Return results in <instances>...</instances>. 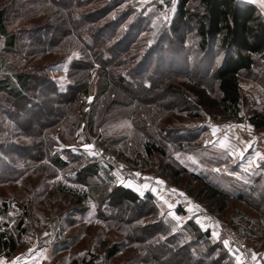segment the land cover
I'll return each mask as SVG.
<instances>
[{
  "label": "rangeland",
  "instance_id": "1",
  "mask_svg": "<svg viewBox=\"0 0 264 264\" xmlns=\"http://www.w3.org/2000/svg\"><path fill=\"white\" fill-rule=\"evenodd\" d=\"M13 1L0 0L7 32L17 35L9 49L0 33V59L12 70L34 73L28 95L41 100L39 110L26 107L21 113L22 120H30L25 130L40 140L37 132L48 126L45 121L61 118L46 132L47 153L41 143L14 154L13 164L9 153L0 160V229L16 235L19 220L25 229L19 248L7 256L12 264L17 258H28L29 264H68L75 258L91 264H237V256L243 264H264V159L256 155L264 156V126L257 129L248 121L250 116L264 119V62L258 60L253 71L240 76V117L228 118L202 70L212 57L217 60V48L197 64L201 53L192 30L182 28L180 35L169 30L177 0H126L115 11L127 8L134 16L122 28L126 31L136 15L139 31L127 30L134 40L114 71L134 91L129 96L112 86L102 96L97 67L79 66L69 73L76 57H68L78 51L57 42L70 34L67 40L76 43L58 19L62 10L24 0L16 17ZM1 68L0 76L11 75L4 64ZM129 68L134 75L126 74ZM191 68H196L194 79L184 75ZM69 75L77 85L88 78V92L78 96L76 86L70 98L56 99L45 79L64 90ZM21 104H12L0 91L1 143L12 137L22 147L29 144L5 119L9 106ZM147 142L163 152L146 154ZM54 156L66 165L49 163ZM89 166L93 174L81 178ZM206 183L226 198L209 199ZM117 187L148 200L117 204L110 195ZM188 220L208 236L197 239Z\"/></svg>",
  "mask_w": 264,
  "mask_h": 264
},
{
  "label": "trees",
  "instance_id": "2",
  "mask_svg": "<svg viewBox=\"0 0 264 264\" xmlns=\"http://www.w3.org/2000/svg\"><path fill=\"white\" fill-rule=\"evenodd\" d=\"M31 1L39 7L49 5L51 7L56 6L59 11L62 10L58 13V19L68 27L70 31L67 32L70 33L72 31L71 33L74 34L76 43L74 44V42L67 40L66 36L70 34L59 36L57 42L63 40V47L66 46L67 49L78 51V58L76 57L72 60L68 69L69 73H73L79 66H82V69H86V71L97 67L98 71L101 72L98 86L100 95L103 96L112 86L119 88L129 96L133 94L134 90L125 86L121 82L122 79L118 78V74L114 71L116 67H120L121 62L119 61L129 50L128 44L133 43L134 40L127 38L130 33H127V30H135L136 33L139 31L136 15V19L132 22L129 21L126 31L122 28L123 24L134 16V12L127 8L115 11L123 6L126 0H103L102 2L99 0ZM13 2L16 10L12 12L15 13L16 17H20V10L24 7V0H14ZM198 7L200 11H197ZM49 16L53 17L54 15L49 11ZM182 28H185V31L192 30L198 40L197 47L201 57L199 60H195L197 64L204 61L211 47L217 48V60L212 57L203 66L202 70L211 80L213 87L219 94L217 100L221 105L222 112L226 113L228 118L239 119V103L241 99L239 78L243 73L253 71L258 60L264 62V16L254 5L243 4L239 0H177L169 30L174 35H180ZM0 33L5 35L7 48L12 49L15 47L17 41L16 32H7V25L2 11H0ZM183 36L184 33L182 34ZM124 42L127 43L125 44ZM1 62L8 71L10 70L11 75L3 74L4 76H0V91L12 101V104L22 103V107L19 109L9 106L5 112V119L14 125L11 130L14 135L19 133L22 138L30 141L25 147L15 143L12 137L11 140L7 139L6 143L0 142V160L4 157L7 158L9 153L10 163L13 164L12 158L14 154L25 152L26 149L39 148L38 144L41 147V143L45 145L44 151L47 153L45 148L49 146L50 141L46 137V132L53 129L61 117L58 115L57 118H48L45 121L48 126L41 130L39 129L37 132L40 140H34L33 134L25 130L30 120H22L23 118L20 115L26 107L39 110L41 106V100L38 96L28 95L31 89V82H35V74L27 70H12L1 59L0 70L3 69L1 68V65H3ZM193 70L196 71V68H191L184 75L194 79L196 72ZM126 74L131 76L135 72L132 68H129ZM69 79V83L64 90H60L52 81L45 79V83L49 85L56 99L61 98L64 100L67 97L70 98L77 87L79 88L78 96L88 92V84L90 82L88 78L87 80L77 81L79 86L71 81V75H69ZM170 87L173 86L171 85ZM201 93L204 94L205 92ZM208 103L210 101H207L204 105ZM55 107L56 111L58 110L57 112L62 110L60 108L62 106H59L58 103ZM67 108L68 106H66ZM33 121H37V117L33 118ZM248 121L257 129L264 126V119L262 118L250 116ZM19 148L20 151H17ZM144 150L148 155L154 152H163L159 146L150 142L145 143ZM16 159H18L17 156ZM41 159L42 156L39 157V160ZM48 162L59 167L66 165V162L60 161L55 156L50 158ZM93 171L94 168L92 166L84 168L80 173V177H89L93 174ZM195 178L199 179L197 176ZM205 186L210 190L209 199L221 201L226 198V193L215 186H210L207 183ZM110 195L111 199L117 204L128 206L139 205L143 200L147 199H143L132 190L123 187L114 188ZM177 211L183 213L180 209H177ZM186 224L193 225L197 239L208 236V231H201L190 220ZM21 226L22 220H19L16 226L18 229L16 235L0 229V253L9 256L19 248L21 236L25 233V229ZM113 254L114 252L111 251L110 257ZM79 262L91 264V262H85V259L79 261L76 258L72 259L68 264H79Z\"/></svg>",
  "mask_w": 264,
  "mask_h": 264
},
{
  "label": "snow or ice",
  "instance_id": "3",
  "mask_svg": "<svg viewBox=\"0 0 264 264\" xmlns=\"http://www.w3.org/2000/svg\"><path fill=\"white\" fill-rule=\"evenodd\" d=\"M161 2H163V0H161ZM253 2H256V0H253ZM259 3H260V5H261V8L264 9V0H259ZM164 19L167 20V16H166V15L164 16ZM153 26H155V22H154ZM149 43H151V41H149ZM74 56L78 58V54H77V53H73V56H69V57H68V60L71 61V60L73 59ZM91 99H92V97H89V100H91ZM229 127H231V126H229ZM249 127H250V126H249ZM215 131H216V127L213 126V133H215ZM223 145H224V142L221 141V146H223ZM83 147H84L85 149H92L94 146L91 145V144H84ZM92 154L95 155L96 153H92ZM238 154H239L240 156H243V155H244L243 151H240ZM256 155H257L258 157H260V159H264V156H261L260 153H256ZM178 158H179V157H178ZM214 171H219V169H214ZM137 175H139V173H137ZM57 179H60V177H57ZM158 183H163V181H158ZM129 186H131V185H129ZM144 187L146 188V187H148V185L145 184ZM168 207L171 209V208H172V205L169 204ZM195 207H199V206L197 205V206H195ZM169 215H174V213H171V212H170ZM177 219H179V217H177ZM197 223H200V221L197 220ZM201 226L203 227V225H201ZM174 230H175V229H174ZM217 236H218V234H217L216 232H213V237H217ZM161 239H163V237H161ZM224 244H225L226 247H228V246H229V241H228V240H225V241H224ZM229 250H231V249H229ZM31 251H32V249H29V253H31ZM251 258H252L253 261H256V259H257V254H256L255 252H251ZM236 260H237V264H243V262L241 261V259H240L239 256L236 257ZM13 264H19V258H17V260L13 261Z\"/></svg>",
  "mask_w": 264,
  "mask_h": 264
},
{
  "label": "crops",
  "instance_id": "4",
  "mask_svg": "<svg viewBox=\"0 0 264 264\" xmlns=\"http://www.w3.org/2000/svg\"><path fill=\"white\" fill-rule=\"evenodd\" d=\"M243 4H252L254 5L259 12L264 16V9L261 8V5L259 3V0H256V2H253V0H239ZM28 258L19 260V264H29ZM0 264H12V258H8L5 255L0 256Z\"/></svg>",
  "mask_w": 264,
  "mask_h": 264
},
{
  "label": "built area",
  "instance_id": "5",
  "mask_svg": "<svg viewBox=\"0 0 264 264\" xmlns=\"http://www.w3.org/2000/svg\"><path fill=\"white\" fill-rule=\"evenodd\" d=\"M225 230V229H224Z\"/></svg>",
  "mask_w": 264,
  "mask_h": 264
}]
</instances>
